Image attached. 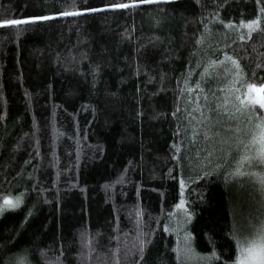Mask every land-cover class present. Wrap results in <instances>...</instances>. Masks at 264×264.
I'll return each instance as SVG.
<instances>
[{
	"label": "trees",
	"instance_id": "obj_1",
	"mask_svg": "<svg viewBox=\"0 0 264 264\" xmlns=\"http://www.w3.org/2000/svg\"><path fill=\"white\" fill-rule=\"evenodd\" d=\"M107 2L0 0V19ZM261 8L264 0H173L0 29V198L21 200L0 213V264H207L179 256L172 218L181 179L193 212L182 236L191 232V248L204 257L210 235L219 264L233 260L230 229L251 231L257 194L222 173L197 179L223 159L189 151L185 109L197 92L189 103L181 89L187 77L188 86L201 80L210 98L219 95L224 77L200 72L221 50L240 59L246 79L264 82V67H255L264 64V32L242 42L224 28ZM213 144L201 138L197 147ZM139 240L148 241L143 253Z\"/></svg>",
	"mask_w": 264,
	"mask_h": 264
},
{
	"label": "snow or ice",
	"instance_id": "obj_2",
	"mask_svg": "<svg viewBox=\"0 0 264 264\" xmlns=\"http://www.w3.org/2000/svg\"><path fill=\"white\" fill-rule=\"evenodd\" d=\"M171 2L173 0H124V2L109 0V2L98 7L84 8H78L73 3L71 11H58L49 15L30 16L21 19H0V29L14 28L19 30L20 26L27 27L37 21H48L55 17L122 11L143 4L159 5ZM257 2L259 3L260 0H257ZM262 17H264V8L260 9L255 19L241 20L239 27L229 21L224 24V28L233 29L237 33L239 41L250 40L253 33L264 32V19ZM213 18L215 19V16ZM205 28H207V25H205ZM241 29L246 30V34L241 32ZM196 43L198 46L201 45L203 36L197 37ZM197 67L199 68L200 65L198 64ZM255 67L260 69L264 67V64L257 63ZM218 69H222V72H218ZM213 74L222 75L227 81V83L220 86L219 95L213 90L210 98L205 93L204 88L201 87V80H197L194 85L188 86L187 77L185 78V86L181 89V91L186 90L189 93V103H193L191 94L194 89L197 92L195 106L185 109L192 129L189 133V151L195 148L196 158H199L201 154L211 157L214 153L219 152L221 155L218 159H223V163H217L210 170L200 172L197 179L201 176L207 178L213 173L219 176L222 173L226 181L248 182L257 194L252 197L256 215L254 222L253 220L249 221L251 231L241 236L235 226L230 229L231 237L235 241L236 253L233 260L224 261V264H264V82H257L254 76L251 79H246L245 69L240 59L223 50L218 53L217 58L209 57L200 72L201 77H211ZM200 93H204L205 103L203 104L200 102ZM177 112H179V109H177ZM201 138L204 142L214 141L211 151L197 147V143ZM177 151H179V148H177ZM176 159L177 157L173 156V160ZM187 160L189 165L193 163L192 157H188ZM240 178H244V180L242 181ZM186 186L187 181L181 179V199L175 205L184 213V218L180 221L181 227L193 218V212L185 206L183 199V189ZM20 203L19 196H3L0 198V213L17 209ZM29 214H31V210H29ZM27 219L26 216L25 220ZM165 231H169L167 226H165ZM191 238L192 233L185 231V252L189 257L194 256L204 259L207 264H219L221 256L217 254L216 244L212 236L206 234L213 250L204 257H200V254L191 248ZM147 243V240H139L140 253L144 252ZM19 264H23V260H20ZM135 264H141V261H136Z\"/></svg>",
	"mask_w": 264,
	"mask_h": 264
},
{
	"label": "rangeland",
	"instance_id": "obj_3",
	"mask_svg": "<svg viewBox=\"0 0 264 264\" xmlns=\"http://www.w3.org/2000/svg\"><path fill=\"white\" fill-rule=\"evenodd\" d=\"M252 202H253V200H252ZM252 210H253V213H256L255 212V204H254V207ZM183 218H184L183 211L181 209L176 208L172 220L174 223L173 225L176 226V228L178 230L177 232H180V238L177 239V243L180 246L179 247V252H180L179 256L181 259L186 260L187 262H191V261H193L194 258H197V257H194V256L189 257V255L185 252V234H183V236H182V233H184V232H182V227L180 226V221H182ZM182 237H183V241H182Z\"/></svg>",
	"mask_w": 264,
	"mask_h": 264
}]
</instances>
